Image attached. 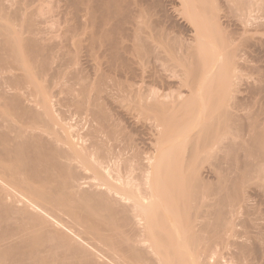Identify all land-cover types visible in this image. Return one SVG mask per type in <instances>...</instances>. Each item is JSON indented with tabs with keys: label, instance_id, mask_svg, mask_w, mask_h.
Here are the masks:
<instances>
[{
	"label": "bare ground",
	"instance_id": "1",
	"mask_svg": "<svg viewBox=\"0 0 264 264\" xmlns=\"http://www.w3.org/2000/svg\"><path fill=\"white\" fill-rule=\"evenodd\" d=\"M11 3L0 264H264V0Z\"/></svg>",
	"mask_w": 264,
	"mask_h": 264
},
{
	"label": "rangeland",
	"instance_id": "2",
	"mask_svg": "<svg viewBox=\"0 0 264 264\" xmlns=\"http://www.w3.org/2000/svg\"><path fill=\"white\" fill-rule=\"evenodd\" d=\"M15 1H16V0H13V1L11 0V2L14 3V5H12V3L10 4V5H12L11 7H12L13 9H14V7H15V9L18 8V7H17V4H15V3L19 2V1L21 2V0H19V1L17 0L16 2H15ZM255 2H256V1H255ZM13 6H14V7H13ZM18 6H19V5H18ZM11 7H10V8H11ZM20 8H21V7H20ZM13 9H12V10H13ZM15 9H14V10H15ZM259 10H260V9H257L258 12H259ZM255 11H256V10H255ZM255 11H254V12H255ZM257 11L255 12L256 14L253 12V15H254V14H255L256 16L258 15V17H260L261 20H264V17H263V19H262V15H261V13H262V14H264V13H263V12H260V16H259V14L257 13ZM175 15L177 16V17L175 16V19H176V20L174 21L176 24H174L173 27H172V26H171V27L174 29V26H175V31H177V32H176L177 36H179V37L181 36L182 38H183V37L185 38V37L187 36L186 39H188V37L192 35V33L190 32V30L192 31V25H190L191 23H190L188 20H186V19H184V20L181 19L182 16H181V18H180V16L177 15L176 13H175ZM256 16H255V17H256ZM263 16H264V15H263ZM260 18H259V19H260ZM179 19H180V20H179ZM259 19L256 18V21L254 20L255 23L258 21L259 24H260L262 21L260 22ZM177 20H179V21H177ZM176 21H177L179 24H181V25L179 26V24H178ZM181 21H182V22H181ZM183 22H184V24H185V22H186V25H187V26L185 25V27H184V26H183V25H184ZM188 23H189V24H188ZM255 23H254V24H255ZM56 24H58V23H56ZM56 24L54 25L55 28H56V26H57ZM177 24H178V25H177ZM263 24H264V21H263V23H261L260 25H263ZM58 25H59V24H58ZM176 25H177V27H176ZM189 25H190V28H189ZM255 25H257V23H256ZM260 25H259V26H260ZM263 26H264V25H263ZM58 27H60V26H58ZM182 27H184V28L182 29ZM253 27H254V28H253ZM253 27H252V28L256 30V28L258 27V25H257V27L253 25ZM255 27H256V28H255ZM260 27H261V28H259V31H260V29H262V26H260ZM60 28L62 29V27H60ZM60 28H59V29H60ZM178 28H179V29H178ZM187 28H188V31H189L191 34H190L188 31H186ZM252 28H251V29H252ZM263 28H264V27H263ZM56 29H57V28H56ZM173 29H171L172 34H174V32H175ZM181 29H182V30H181ZM253 29H252V30H253ZM178 30H179V31H178ZM184 30L186 31L185 33H184ZM255 30H254V31H255ZM254 31H253V32H254ZM259 31L257 30V31H255L254 33L251 31V34H253L254 38H255L256 35H258V37H257L258 40H259V38L261 39L262 37H264V34H263L264 31H262V30H261L260 32H259ZM182 32L184 33V35H183ZM256 32H257V33H256ZM187 33H189L190 35H185V34H187ZM181 34H182V35H181ZM254 34H255V35H254ZM262 34H263V35H262ZM174 35H175V34H174ZM259 35L262 36V37H260ZM181 37H180V38H181ZM58 38H59V37H58ZM182 38H181V39H182ZM189 38H190V37H189ZM257 38H256V39H257ZM256 39H255V40H256ZM57 40H58V39H57ZM260 41H263V38H262V40H260ZM254 54H255V53H254ZM257 54H258V56H256V57H258V58H255V59H258V61H257V60H256V61H257V62L260 61V62L262 63V60H264V59H263V58H264L263 53H262V52H258V53H256V55H257ZM259 54H261V55H259ZM259 57L261 58L260 60H259ZM262 57H263V58H262ZM257 62H256L257 65L255 64V66H257V67L263 66V68H264V64H263V63H262V64H260V63L258 64ZM84 66H85V68H86V70H87L86 72H89L90 68H89V70H88L87 67H86L87 65H84ZM260 68H261V67H260ZM263 68H261V72H262V70H264ZM99 70H100V67H99ZM91 71H92V70H91ZM91 71H90V72H91ZM258 71H260V70H258ZM90 72H89V73H90ZM263 72H264V71H263ZM263 72H262V73H263ZM257 73H258V76H262V74L259 75V72H257ZM263 75H264V73H263ZM258 76L255 74V77H258ZM169 77H170V76H169ZM169 77H168V78H169ZM173 77H174V76H173ZM173 77H170L171 79H169V81H172V80H173V79H172ZM255 77H254V75H253V78H255ZM174 78H175L174 80L177 82L178 79L176 80V77H174ZM258 78H259V77H258ZM255 79H256V78H255ZM167 80H168V79H167ZM174 80L172 81V82H173V85H172V86L174 87V88H172V89L175 90V88L177 89V87H176V86H177V83H176ZM146 81H148V79H147ZM149 82H150V81H149ZM155 83H156V82H155ZM155 83H154V85H156L157 88H160L159 90H158V89L156 90V92L159 91V92H158L159 94H162V93H160V92L166 93V92L168 91V90H166V92H164V91L162 90V86H161V85H157V84H159L158 82H157L156 84H155ZM175 84H176V85H175ZM41 85H42V84H41ZM145 85H146V84H145ZM143 86H144V85H143ZM158 86H160V87H158ZM155 88H156V87H155ZM49 89H50V91H49ZM49 89H48V92L52 93V92H51L52 89H51L50 87H49ZM172 89H171V90H172ZM9 90L12 92L11 89H9ZM154 90H155V89H154ZM174 90L172 91V93H174L175 91H177V90H175V91H174ZM169 91H170V90H169ZM169 91H168L167 93H169ZM49 95H50V94H49ZM50 96H51V95H50ZM52 96H53V95H52ZM115 97L117 98L116 102H115V99H116ZM53 98H54V96H53ZM53 98H52V100H53ZM55 98H57V97H55ZM55 98H54V100H55ZM113 98H115V99H114V101H112V102H113L114 104L117 103L118 100H119V99H118V96H117V95H114ZM113 98H112V99H113ZM257 98H258L259 100L256 99V98H255V99L258 100V101H260V102H262V103H263V104H262L263 106H262V105H261V106H262V108H264V102L260 100V99H262V98L264 99V97H261V98H260V97H257ZM110 99H111V98H110ZM112 99H111V100H112ZM255 99H254V101H256ZM263 99H262V100H263ZM32 100H33V99H32ZM54 100H53V102H55L56 104H58V103L56 102V100H55V101H54ZM119 101H121V102H119V103L121 104V103H122V100H119ZM107 102L109 103L110 101L108 100V101H106L105 103L108 104ZM127 102H128V101H127ZM127 102H126V104H125L124 101H123V103L125 104L124 106H126L127 104H129V106L132 105V104L134 105V103H133L132 100L130 101L132 104H131L130 102H128V103H127ZM55 103H53V104H55ZM113 103H112V104L109 103L108 105H109V106H110V105H113ZM123 103H122V104H123ZM56 104H55V105H56ZM122 104H121V106H120V108H119V107H118V103H117V104H116V105H117V108H116V107H113V109H112L111 112H113V114H114V113L117 114V113H119L120 111H121L120 113H123L124 111H128V108H129L128 105L126 106V109H127V110H125V107H124ZM258 104H261V103H257V104H256V103L252 102V106H253V107L249 105V106H250V107H249V110H250L251 112H256L258 109L261 108V106L258 105ZM108 105H105V106H107L106 108L110 110L112 107L110 106L111 108H109ZM39 106H41V105H39ZM57 106H58V105H57ZM113 106H115V105H113ZM55 107H56V106H53L54 109H55ZM59 107H61L62 109L65 110V112H64V110H62V115H78V114L81 115L80 113H77V112H76V114H75V113H74L75 111L73 112L74 114L71 112V110H70V112H69V108H70L71 106H70V107H66V106H65V107L63 108V107L59 104L58 108H59ZM58 108L56 107V110L53 109V114L55 113L56 115H58V114H57V112H58L57 109H58ZM61 108H59V109H61ZM65 108H67V109H65ZM114 108H115V110L117 109L116 111L119 110V112L113 111ZM122 108H124V109H123L124 111H123V110H120V109H122ZM70 109H73V108H70ZM67 110H68V111H67ZM73 110H74V109H73ZM73 110H72V111H73ZM131 110H132V111H131ZM253 110H254V111H253ZM263 110H264V109H263ZM54 111H56V112H54ZM129 111H131V113H130ZM129 111H128V112H125L124 115H128V113H129V115H130V114L132 115V112H133V115H134V111H135V110H133L132 108H130ZM60 112H61V111H60ZM63 112H64V113H63ZM109 112H110V111H109ZM58 113H59V112H58ZM70 113H71V114H70ZM120 113H119V114H120ZM136 113H137V112H136ZM136 113H135V114H136ZM55 114H54V115H55ZM113 114H112V115H113ZM116 114H114V115H116ZM3 115H7V113H5V111H3ZM59 115H61V113H59ZM82 115H84V114H82ZM85 115H86V114H85ZM122 115H123V114H121V117H122ZM137 115H138V114H137ZM139 115H142V114L139 113ZM119 117H120V115H119ZM120 120H121V118H120ZM122 121H123V124L125 125V124H126V121L123 119V117H122ZM122 121H121V122H122ZM125 126H126V125H125ZM146 137H147V136H146ZM148 137H149V136H148ZM150 138H151V137H150ZM206 164H207V163H206ZM204 166H205V165H204ZM206 166H208V165H206Z\"/></svg>",
	"mask_w": 264,
	"mask_h": 264
}]
</instances>
